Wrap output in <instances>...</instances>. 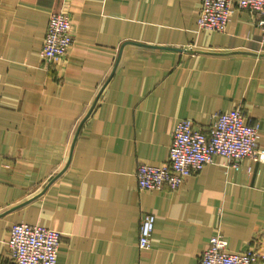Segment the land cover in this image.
Listing matches in <instances>:
<instances>
[{"label": "crops", "instance_id": "0c3cea01", "mask_svg": "<svg viewBox=\"0 0 264 264\" xmlns=\"http://www.w3.org/2000/svg\"><path fill=\"white\" fill-rule=\"evenodd\" d=\"M201 0H0V264L12 224L60 232L57 264H200L264 243V163L215 155L181 187L139 190L180 119L207 129L235 107L264 144V32L236 7L222 32L197 24ZM65 11V61L40 57L49 15ZM151 246L138 247L142 213Z\"/></svg>", "mask_w": 264, "mask_h": 264}, {"label": "built area", "instance_id": "2783aa9c", "mask_svg": "<svg viewBox=\"0 0 264 264\" xmlns=\"http://www.w3.org/2000/svg\"><path fill=\"white\" fill-rule=\"evenodd\" d=\"M236 7L246 8L261 17L257 26L264 32V0H201L197 24L204 31L222 32ZM73 45L72 25L65 11L49 15L40 57L45 61H65ZM259 124L244 121L239 107L221 111L203 129L191 119H180L172 133L167 158L159 164L140 162L135 172L139 190L182 186L187 176L200 171L215 155L238 168L245 158L264 163V144L258 143ZM155 216L144 212L140 218L138 247L151 246ZM60 232L39 224L16 222L9 231L7 250L14 264H57ZM227 240L219 232L210 236L200 264H264V243L229 252Z\"/></svg>", "mask_w": 264, "mask_h": 264}]
</instances>
